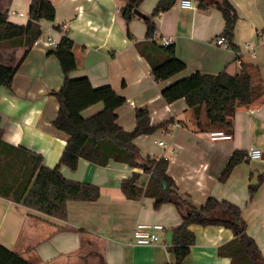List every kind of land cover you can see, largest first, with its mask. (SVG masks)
<instances>
[{"label": "crops", "instance_id": "0c3cea01", "mask_svg": "<svg viewBox=\"0 0 264 264\" xmlns=\"http://www.w3.org/2000/svg\"><path fill=\"white\" fill-rule=\"evenodd\" d=\"M56 8L55 21L42 22V37L28 55L25 48H0V64H23L16 74L12 90L0 87V131L5 143L22 147L43 158L48 169L60 162L68 137L57 131L53 122L59 103L52 95L64 85V75L50 39L57 44L64 35L75 43L77 70L71 79L88 78L94 89L111 86L126 103L116 114L118 124L133 131L136 110L147 109L151 124L168 123L153 135L135 140L143 157L166 158L168 173L179 192L200 207L209 198L238 206L247 225V233L264 254V184L251 200L250 188L264 178V95L253 106L239 107L230 140L212 139L217 131L202 133L185 100L167 104L162 91L195 73L239 74L244 68L253 72L254 83L264 85V0H229L238 12L235 37L230 49L216 44L223 36L225 21L216 7L183 8L177 0L168 12L155 18L157 39L174 42L177 60L185 68L165 81L157 82L151 66L138 51L137 43L146 40L147 26L136 16L130 23L123 18L126 0H49ZM161 0H144L139 11L152 16ZM32 0H0V13L9 22L27 25ZM59 27L60 31L55 28ZM129 33L132 37L129 36ZM46 38V39H44ZM247 45L255 51L247 50ZM98 104L82 116L88 119L103 111ZM202 121L206 123L205 115ZM171 137L167 146L163 139ZM152 139L158 147L145 146ZM163 142L165 146H161ZM259 150L261 160L237 166L226 182L221 176L237 152ZM248 157V156H247ZM65 179L100 188L95 202H68L67 219L60 220L28 209L0 197V245L21 255L31 264H176L171 249L174 232L182 225L178 210L163 205L155 210L151 198L130 200L121 184L142 169L111 162L99 167L80 160L77 170L62 167ZM148 177L141 178L142 186ZM138 224L162 225L159 242L152 246L136 245L132 234ZM195 245L183 264H231L219 249L235 238L224 227L189 228Z\"/></svg>", "mask_w": 264, "mask_h": 264}, {"label": "trees", "instance_id": "16d2710c", "mask_svg": "<svg viewBox=\"0 0 264 264\" xmlns=\"http://www.w3.org/2000/svg\"><path fill=\"white\" fill-rule=\"evenodd\" d=\"M201 10L216 7L225 21L223 36L229 43L235 37L238 12L229 0H193ZM144 0H126L123 18L130 23ZM177 0H161L152 16L144 22L147 26L146 40L137 43L139 54L151 66L157 82L165 81L184 70L177 60L175 46H163L157 39L155 18L170 11ZM56 8L49 0H32L27 25H16L8 20L7 13H0V48H25L28 55L35 43L42 37V22H54ZM60 31L59 27L55 28ZM129 36L131 34L129 33ZM74 41L66 34L52 52L58 59L64 75V85L52 95L59 103L54 128L68 137L63 156L54 169L43 164V158L22 147L5 143L0 131V197L9 199L24 207L60 220L67 219L68 202H95L100 198V188L91 184L75 183L64 178L62 167L77 170L80 160L99 167L111 162L126 164L142 169L143 174H134L124 180L121 188L130 200L151 198L155 210L163 205H173L178 210L182 225L174 232L171 249L176 264H183L195 245L196 237L189 231L193 225L218 226L235 232V238L219 249V255L231 259V264H264V254L258 244L247 233V225L241 209L229 202L209 198L200 207L194 206L183 196L168 173L166 158L143 157L135 140L155 134L168 124L152 125L147 109L136 110V124L133 131L124 130L118 124L116 111L126 101L117 96L111 86L94 89L88 78L71 79L77 70ZM17 66L0 64V87L12 90L13 81L20 70ZM264 95V85L254 83L253 72L244 68L237 75L222 72L217 75L195 73L162 91L164 101L171 105L185 100L194 116L200 132L217 131L229 135L234 131V118L239 107H250ZM104 104L103 111L85 119L82 114L91 107ZM205 115L206 126L202 121ZM247 153L237 151L224 170L221 181L226 182L233 170L248 161ZM148 177L142 186L141 178ZM264 184L259 177L258 184L250 188L251 200ZM0 264H31L21 255L0 245Z\"/></svg>", "mask_w": 264, "mask_h": 264}, {"label": "built area", "instance_id": "2783aa9c", "mask_svg": "<svg viewBox=\"0 0 264 264\" xmlns=\"http://www.w3.org/2000/svg\"><path fill=\"white\" fill-rule=\"evenodd\" d=\"M181 6L183 8L194 10L196 8L195 4L191 0H183L181 3ZM259 38L261 41L264 42V36L259 35ZM52 42L53 46L56 47L58 44L51 39L49 40ZM37 43V42H36ZM160 43L163 46H171L174 45V42L171 39H162ZM216 44L225 49H230V43L227 41L226 37L221 36L217 39ZM247 50L249 51H255L253 47H250V45H247ZM212 139L215 141L216 139H224V140H230L232 137L230 135H225L220 132H215L211 134ZM161 146H165L163 142L160 143ZM248 158L250 160H261L263 158V153L259 150H251L248 154ZM164 227L162 225H149V224H138L132 234V241L136 245L140 246H152L159 242V235L158 233L160 231H163Z\"/></svg>", "mask_w": 264, "mask_h": 264}, {"label": "rangeland", "instance_id": "374dc122", "mask_svg": "<svg viewBox=\"0 0 264 264\" xmlns=\"http://www.w3.org/2000/svg\"><path fill=\"white\" fill-rule=\"evenodd\" d=\"M44 39H46V38H44ZM163 139V141H164V143L168 146L169 144H170V139H171V137H169V136H165L164 138H162ZM145 144V146H151L152 148H154V149H157L158 147H156L154 144H153V140L152 139H146V142L144 143Z\"/></svg>", "mask_w": 264, "mask_h": 264}, {"label": "water", "instance_id": "95a60500", "mask_svg": "<svg viewBox=\"0 0 264 264\" xmlns=\"http://www.w3.org/2000/svg\"><path fill=\"white\" fill-rule=\"evenodd\" d=\"M134 14L137 16V17H139V18H141V19H146L147 18V16H145L144 14H142L139 10H135L134 11Z\"/></svg>", "mask_w": 264, "mask_h": 264}]
</instances>
